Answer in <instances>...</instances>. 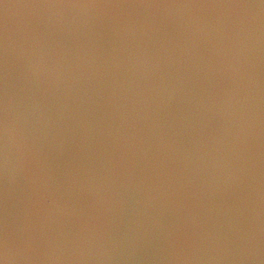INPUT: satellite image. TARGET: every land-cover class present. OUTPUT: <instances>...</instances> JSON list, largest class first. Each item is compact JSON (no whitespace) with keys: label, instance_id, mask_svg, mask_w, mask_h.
Listing matches in <instances>:
<instances>
[{"label":"water","instance_id":"95a60500","mask_svg":"<svg viewBox=\"0 0 264 264\" xmlns=\"http://www.w3.org/2000/svg\"><path fill=\"white\" fill-rule=\"evenodd\" d=\"M0 264H264V0H0Z\"/></svg>","mask_w":264,"mask_h":264}]
</instances>
